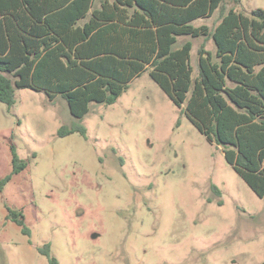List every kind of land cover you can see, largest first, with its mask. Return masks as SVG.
I'll use <instances>...</instances> for the list:
<instances>
[{
	"label": "rangeland",
	"instance_id": "obj_1",
	"mask_svg": "<svg viewBox=\"0 0 264 264\" xmlns=\"http://www.w3.org/2000/svg\"><path fill=\"white\" fill-rule=\"evenodd\" d=\"M226 7L248 15L264 0ZM185 41L194 78L198 47L214 44L178 45ZM76 125L85 136H57ZM11 145L26 167L0 190V264H48L38 251L46 244L57 264L264 262V199L147 73L115 103H91L81 120L59 96L16 89L12 107L0 103V179L12 170ZM8 209L23 213L28 236Z\"/></svg>",
	"mask_w": 264,
	"mask_h": 264
},
{
	"label": "trees",
	"instance_id": "obj_2",
	"mask_svg": "<svg viewBox=\"0 0 264 264\" xmlns=\"http://www.w3.org/2000/svg\"><path fill=\"white\" fill-rule=\"evenodd\" d=\"M239 0H0V103L15 90L59 96L81 120L91 103L111 105L130 82L147 73L187 121L221 148L225 162L264 199V10L248 15ZM217 13L209 27L195 26ZM211 39L214 52L191 41ZM180 120L176 121L179 126ZM85 136L82 125L61 126L58 137ZM11 172L0 190L26 167L13 145ZM8 218L29 235L23 213ZM48 264L50 245L40 248ZM261 264H264L261 263Z\"/></svg>",
	"mask_w": 264,
	"mask_h": 264
}]
</instances>
